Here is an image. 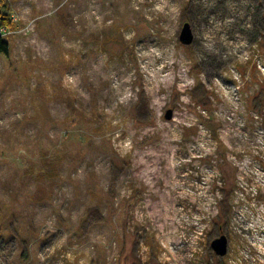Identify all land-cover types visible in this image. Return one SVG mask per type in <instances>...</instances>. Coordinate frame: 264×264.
<instances>
[{
	"label": "rangeland",
	"instance_id": "374dc122",
	"mask_svg": "<svg viewBox=\"0 0 264 264\" xmlns=\"http://www.w3.org/2000/svg\"><path fill=\"white\" fill-rule=\"evenodd\" d=\"M6 1L0 264H264V0Z\"/></svg>",
	"mask_w": 264,
	"mask_h": 264
},
{
	"label": "water",
	"instance_id": "95a60500",
	"mask_svg": "<svg viewBox=\"0 0 264 264\" xmlns=\"http://www.w3.org/2000/svg\"><path fill=\"white\" fill-rule=\"evenodd\" d=\"M194 40V35L191 29V25L189 23H185L180 33V41L184 45H190ZM172 110H168L166 113V119L169 120L172 118ZM211 247L215 251V253L221 257H224L228 253V238L225 235H221L216 238Z\"/></svg>",
	"mask_w": 264,
	"mask_h": 264
},
{
	"label": "trees",
	"instance_id": "16d2710c",
	"mask_svg": "<svg viewBox=\"0 0 264 264\" xmlns=\"http://www.w3.org/2000/svg\"><path fill=\"white\" fill-rule=\"evenodd\" d=\"M0 26L14 30L15 21L13 20L10 8L8 7L6 0H0ZM10 53L9 43L0 37V54L8 56ZM0 233H1V224H0Z\"/></svg>",
	"mask_w": 264,
	"mask_h": 264
},
{
	"label": "bare ground",
	"instance_id": "6f19581e",
	"mask_svg": "<svg viewBox=\"0 0 264 264\" xmlns=\"http://www.w3.org/2000/svg\"><path fill=\"white\" fill-rule=\"evenodd\" d=\"M100 14H101L100 9L96 7V8H95V16H96V18H95V23H96V26L99 25L100 22H101V19H100V17H99ZM97 22H98V23H97ZM100 67H101V64H100V60H99V58H98V59L95 60V70L98 71V70L100 69ZM125 83H126V82L124 81V82L121 84V86H123Z\"/></svg>",
	"mask_w": 264,
	"mask_h": 264
},
{
	"label": "built area",
	"instance_id": "2783aa9c",
	"mask_svg": "<svg viewBox=\"0 0 264 264\" xmlns=\"http://www.w3.org/2000/svg\"><path fill=\"white\" fill-rule=\"evenodd\" d=\"M14 20V19H13ZM14 33L13 30L9 29V28H6V27H3V26H0V37L1 38H8L9 36H11L12 34Z\"/></svg>",
	"mask_w": 264,
	"mask_h": 264
}]
</instances>
